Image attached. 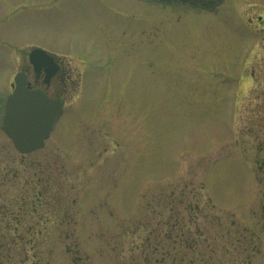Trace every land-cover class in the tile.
I'll return each mask as SVG.
<instances>
[{
  "label": "rangeland",
  "instance_id": "obj_1",
  "mask_svg": "<svg viewBox=\"0 0 264 264\" xmlns=\"http://www.w3.org/2000/svg\"><path fill=\"white\" fill-rule=\"evenodd\" d=\"M212 6L0 0V103L32 46L74 81L41 149L0 130V264H264V0Z\"/></svg>",
  "mask_w": 264,
  "mask_h": 264
},
{
  "label": "water",
  "instance_id": "obj_2",
  "mask_svg": "<svg viewBox=\"0 0 264 264\" xmlns=\"http://www.w3.org/2000/svg\"><path fill=\"white\" fill-rule=\"evenodd\" d=\"M29 57L35 67L39 66L37 58L46 61L43 65L50 62L41 49L31 50ZM15 83L6 100L3 129L19 152L29 153L43 146L62 105L40 90L26 89L20 74L15 76Z\"/></svg>",
  "mask_w": 264,
  "mask_h": 264
},
{
  "label": "flooded vegetation",
  "instance_id": "obj_3",
  "mask_svg": "<svg viewBox=\"0 0 264 264\" xmlns=\"http://www.w3.org/2000/svg\"><path fill=\"white\" fill-rule=\"evenodd\" d=\"M256 6V5H252ZM246 21L248 25L252 26L259 34V39L261 40V43H263L262 48L264 49V9L259 11L257 14L246 17ZM127 26L123 25L118 28H125ZM239 31V33L237 32ZM237 36H243L245 34V28L241 25H238L237 28ZM247 32V31H246ZM239 34V35H238ZM256 46V43H255ZM48 51V50H47ZM51 53V52H50ZM257 51L253 52L252 62L257 67H261V64H264V58L259 59L258 58ZM52 58L50 59V63L42 64L38 69H34L32 64L28 61L27 58V66L25 69L20 70L21 73H23L25 78V87L30 89H41L47 96H49L52 99L58 100L65 104L64 99L62 96H60L61 92H65L66 88H71L74 81L71 78V71L69 68L65 67L63 63V58L65 56H58L55 54H51ZM259 71V70H258ZM83 75V74H82ZM253 73L250 74L251 77H253ZM10 88H13V82L9 83ZM1 107V103H0ZM253 118L256 120L261 119V117L258 116V114H261L262 117H264V108L262 105L256 104L253 107L252 110ZM257 144V143H256ZM256 151L262 152V148L256 147ZM255 165L257 167L256 171H259L264 165V158L261 160L260 158L255 159ZM10 226L9 231L10 235H12V228L11 226L14 225L12 222L8 223ZM0 235H3V230L0 229ZM14 235V234H13Z\"/></svg>",
  "mask_w": 264,
  "mask_h": 264
}]
</instances>
